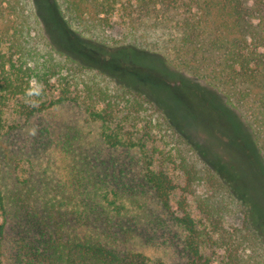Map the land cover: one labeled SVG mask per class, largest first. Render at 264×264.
Returning a JSON list of instances; mask_svg holds the SVG:
<instances>
[{
    "label": "trees",
    "instance_id": "trees-1",
    "mask_svg": "<svg viewBox=\"0 0 264 264\" xmlns=\"http://www.w3.org/2000/svg\"><path fill=\"white\" fill-rule=\"evenodd\" d=\"M54 2L90 46L147 62L159 55L218 91L249 127L251 152L264 164V0ZM66 103L99 127L97 148L139 154L141 175L116 170L113 157L92 158L69 134L71 177L55 184L33 167L4 191L0 159V237L11 229L19 264H167L128 246L155 241L144 228H168L141 206L144 195L165 213L177 211L185 264H264V182L248 159L202 124L219 163L208 161L159 103L56 50L32 0H0V149L17 120Z\"/></svg>",
    "mask_w": 264,
    "mask_h": 264
},
{
    "label": "rangeland",
    "instance_id": "rangeland-1",
    "mask_svg": "<svg viewBox=\"0 0 264 264\" xmlns=\"http://www.w3.org/2000/svg\"><path fill=\"white\" fill-rule=\"evenodd\" d=\"M32 2L44 34L56 50L80 64L104 72L117 83L131 87L159 103L164 107L172 125L198 148L205 159L216 164L219 163L216 155L199 132L200 125L208 124L218 138L233 145L248 159L264 182V164L256 160L251 152L253 137L249 127L239 112L226 104L225 98L218 91L192 74L164 64L159 55H152L150 62H147L143 58L130 59L124 53L114 56L111 52L115 47L107 48V52L102 46L92 47L67 26L54 0ZM16 122H20L19 127L5 134L1 140V167L6 178L4 191H8L17 178L23 179L25 169L33 167L37 174L47 172L53 184L70 178L67 168L74 161L68 159L69 148L63 147L68 134L71 137L77 135L72 145L82 146L92 158L113 157L116 170L119 167L130 170L135 179L141 175L139 154L128 155L121 151L97 148L99 127L85 121L83 108L78 104L66 103L30 120L19 119ZM130 159L133 161L128 162ZM152 199L151 195H144L141 206L152 214L151 218L155 219L158 215L165 219L168 228L156 227L150 231L144 228L141 231L143 234L155 232V241L147 242L139 238L129 242L128 246L152 260L185 264L182 245L186 235L174 223L177 211L173 207L165 213L157 201ZM3 219V212L0 211V224ZM12 234L11 229L7 228L0 237L2 264H19L17 244Z\"/></svg>",
    "mask_w": 264,
    "mask_h": 264
}]
</instances>
